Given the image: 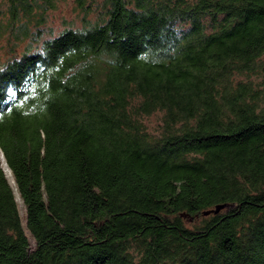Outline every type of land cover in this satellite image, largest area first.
<instances>
[{
  "label": "trees",
  "instance_id": "16d2710c",
  "mask_svg": "<svg viewBox=\"0 0 264 264\" xmlns=\"http://www.w3.org/2000/svg\"><path fill=\"white\" fill-rule=\"evenodd\" d=\"M0 264H264V0H0Z\"/></svg>",
  "mask_w": 264,
  "mask_h": 264
},
{
  "label": "rangeland",
  "instance_id": "374dc122",
  "mask_svg": "<svg viewBox=\"0 0 264 264\" xmlns=\"http://www.w3.org/2000/svg\"><path fill=\"white\" fill-rule=\"evenodd\" d=\"M77 13L78 11L73 7L71 1L61 3L59 8L50 14L48 23L53 28L54 32L59 31L62 29L64 21H70L71 19H75ZM151 120L155 121V117Z\"/></svg>",
  "mask_w": 264,
  "mask_h": 264
},
{
  "label": "water",
  "instance_id": "95a60500",
  "mask_svg": "<svg viewBox=\"0 0 264 264\" xmlns=\"http://www.w3.org/2000/svg\"><path fill=\"white\" fill-rule=\"evenodd\" d=\"M6 167V166H5ZM227 207V204H219V205H216L214 208L210 209V210H207V211H204L203 212V215H209V214H216L218 213L221 209Z\"/></svg>",
  "mask_w": 264,
  "mask_h": 264
},
{
  "label": "bare ground",
  "instance_id": "6f19581e",
  "mask_svg": "<svg viewBox=\"0 0 264 264\" xmlns=\"http://www.w3.org/2000/svg\"><path fill=\"white\" fill-rule=\"evenodd\" d=\"M4 167H5V165H4ZM6 168V167H5Z\"/></svg>",
  "mask_w": 264,
  "mask_h": 264
}]
</instances>
